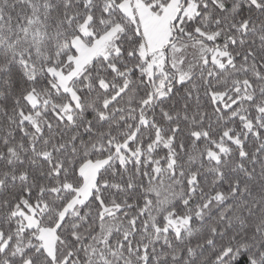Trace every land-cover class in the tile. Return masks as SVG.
I'll return each instance as SVG.
<instances>
[{"label":"snow or ice","instance_id":"6c2138e0","mask_svg":"<svg viewBox=\"0 0 264 264\" xmlns=\"http://www.w3.org/2000/svg\"><path fill=\"white\" fill-rule=\"evenodd\" d=\"M0 264H264V0H0Z\"/></svg>","mask_w":264,"mask_h":264}]
</instances>
